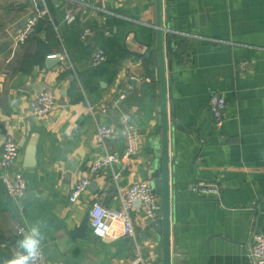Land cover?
I'll list each match as a JSON object with an SVG mask.
<instances>
[{"label":"crops","instance_id":"1","mask_svg":"<svg viewBox=\"0 0 264 264\" xmlns=\"http://www.w3.org/2000/svg\"><path fill=\"white\" fill-rule=\"evenodd\" d=\"M157 2L48 0L50 17L17 45L13 37L41 5L0 0V157L6 137H15L16 171L28 183L26 196L15 201L0 175V264L18 250L21 231L37 223L51 264H121L138 248L160 264L158 218L142 211L133 212L134 236L121 225L95 243L69 236L95 201L120 209L132 183L152 182L149 161L162 136ZM159 2L178 264H254L253 238L264 234V0ZM86 28L93 34L83 41ZM97 48L107 60L95 68ZM62 52L63 58L48 60ZM246 60L247 71L241 67ZM45 89L57 103L39 118L30 102ZM213 91L228 102L220 129L209 110ZM98 124L116 127L106 146L96 141ZM132 133L139 150L127 159L122 155ZM109 151L122 156L119 179L104 168L70 202L74 185ZM195 180L220 184L221 195L191 191Z\"/></svg>","mask_w":264,"mask_h":264},{"label":"built area","instance_id":"2","mask_svg":"<svg viewBox=\"0 0 264 264\" xmlns=\"http://www.w3.org/2000/svg\"><path fill=\"white\" fill-rule=\"evenodd\" d=\"M39 3L41 6L32 13L26 20L24 26L18 30L13 37V42L17 45L25 44L31 37L36 34L39 22L50 17L48 0H23ZM73 4H87L90 0H66ZM68 19L72 18L70 13L66 15ZM93 30L86 28L81 38L83 41L92 36ZM51 55L49 57H55ZM63 58L62 55L58 56ZM107 60L106 51L103 48H97L91 56V66L100 67ZM251 63L244 61L241 64L243 70L247 71ZM55 93L50 89L43 90L36 98L31 100V113L36 117H45L53 112L56 106ZM228 108L226 97L218 92L210 93L209 110L213 116L215 127L222 128L225 121V113ZM116 133V127L98 124L96 128V141L102 146H106L108 141ZM139 150V140L135 134H129L127 146L123 157L129 159L137 154ZM20 156V145L13 136H7L1 151L0 157V175L2 183L8 195L15 201H21L27 194L28 183L24 175L16 171V163ZM122 156L115 152H106L96 158L90 166V176L79 180L73 187L70 194V202H77L83 193L87 190L91 176L100 172L104 168H112L114 179L117 181L121 176L118 166L121 164ZM190 190L205 195H214L219 197L222 188L216 182H207L204 180H195L190 185ZM142 211L149 220H156L161 212V200L156 193L153 184L147 180L132 183L125 194L120 209H115L95 201L90 209V222L92 234L99 239L107 238L114 231L116 226L121 225L124 233L128 236L135 235L133 212ZM250 256L254 264H264V234L257 233L254 235ZM36 264H51L41 250V255ZM121 264H152L145 256L142 249H137L134 255Z\"/></svg>","mask_w":264,"mask_h":264},{"label":"water","instance_id":"3","mask_svg":"<svg viewBox=\"0 0 264 264\" xmlns=\"http://www.w3.org/2000/svg\"><path fill=\"white\" fill-rule=\"evenodd\" d=\"M158 5V24H157V39L159 51V70H160V84H161V121H162V136L159 142L160 149L156 151L157 157L149 161L150 178L156 193L161 200V212L157 220L156 232L162 240L163 252L160 264H178L180 261V254L182 250L177 247L175 241V230L172 227L171 217V187H170V150L168 138V116H167V103H166V72L164 66V51L162 43V21L160 20V2L157 0ZM155 49V46H152ZM62 52L61 55H63ZM56 58H48L50 61H55ZM33 151V150H31ZM147 177V174H145ZM89 188L91 186H88ZM92 227L90 222V213L88 212L81 223L70 230L69 236L72 242L78 239H86L90 243H95L99 240L97 236L91 233ZM109 238V237H107Z\"/></svg>","mask_w":264,"mask_h":264},{"label":"clouds","instance_id":"4","mask_svg":"<svg viewBox=\"0 0 264 264\" xmlns=\"http://www.w3.org/2000/svg\"><path fill=\"white\" fill-rule=\"evenodd\" d=\"M44 235L40 224H34L26 231H21V238L17 241V251L7 258L4 264H36L41 255V242Z\"/></svg>","mask_w":264,"mask_h":264},{"label":"trees","instance_id":"5","mask_svg":"<svg viewBox=\"0 0 264 264\" xmlns=\"http://www.w3.org/2000/svg\"><path fill=\"white\" fill-rule=\"evenodd\" d=\"M172 38H175L174 36H172ZM171 40H173V39H171Z\"/></svg>","mask_w":264,"mask_h":264}]
</instances>
